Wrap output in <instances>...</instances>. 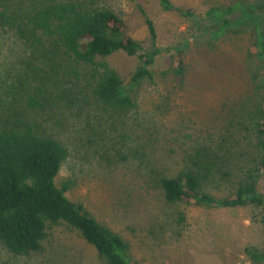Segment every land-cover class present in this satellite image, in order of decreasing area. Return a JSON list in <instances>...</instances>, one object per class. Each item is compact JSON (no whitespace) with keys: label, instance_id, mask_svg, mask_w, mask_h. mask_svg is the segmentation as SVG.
<instances>
[{"label":"rangeland","instance_id":"1","mask_svg":"<svg viewBox=\"0 0 264 264\" xmlns=\"http://www.w3.org/2000/svg\"><path fill=\"white\" fill-rule=\"evenodd\" d=\"M31 1L14 0L11 7L24 11ZM171 1L177 10H164L161 0H100L148 48L152 20L161 50L150 75L135 83L144 51L105 58L136 103L124 118L76 95L66 80L60 95L51 90L48 108L28 113L20 85L30 51L14 29L0 24V122L30 119L67 148L58 186L68 183L66 195L118 233L137 264H264L249 254L264 252L261 207L168 203L160 188L162 177L195 169L205 177L202 191L217 197L243 182L264 191V61L255 49L264 0ZM176 47L185 48L183 74L175 70ZM194 160L202 168H194ZM43 243V251L16 255L0 241V264H105L66 222L49 225Z\"/></svg>","mask_w":264,"mask_h":264},{"label":"trees","instance_id":"2","mask_svg":"<svg viewBox=\"0 0 264 264\" xmlns=\"http://www.w3.org/2000/svg\"><path fill=\"white\" fill-rule=\"evenodd\" d=\"M14 0H0V24L16 31L30 51V61L21 81L25 110L48 108L54 87L60 95L66 80L76 95L96 103L107 113L122 118L135 108L120 74L105 60L124 51H144L142 64L132 82L150 75L160 49L152 20H148L152 46L146 47L128 35L125 22L100 0H32L24 11L11 7ZM166 11L177 10L171 0H161ZM264 13V3L258 5ZM186 16L190 9H178ZM256 57L264 61V25L256 32ZM176 67L184 73L185 48L176 47ZM46 71L47 74H43ZM259 126L260 171L264 175V102ZM68 157L67 148L56 138L41 134L30 119L12 116L0 122V241L14 254L44 250L49 225L66 222L93 245L105 264H137L127 242L102 224L82 204L70 199V186L57 184ZM194 160V168H202ZM227 174V173H226ZM261 176V174H260ZM204 175L195 169L164 176L160 188L168 203L187 202L209 207H239L253 204L264 210V191L255 182H243L226 197L202 191ZM254 261H264V252L249 250Z\"/></svg>","mask_w":264,"mask_h":264}]
</instances>
